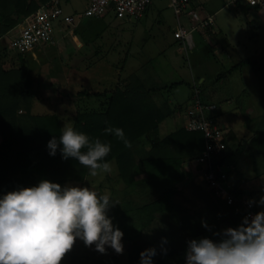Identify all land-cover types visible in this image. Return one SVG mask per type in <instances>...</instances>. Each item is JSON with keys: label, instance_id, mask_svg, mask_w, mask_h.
Returning <instances> with one entry per match:
<instances>
[{"label": "rangeland", "instance_id": "1", "mask_svg": "<svg viewBox=\"0 0 264 264\" xmlns=\"http://www.w3.org/2000/svg\"><path fill=\"white\" fill-rule=\"evenodd\" d=\"M195 1L201 5L202 8L198 7L205 14L216 9L219 11L215 13V23L212 26L214 32L211 28L193 31L195 46L186 47L180 37L179 19L170 0H152L141 18L128 17L110 8L90 26L86 25L88 17L83 15L87 0H63L65 12L55 22L56 42L39 45L34 53H30L33 56L22 55L25 56L30 69L32 67L34 70L35 78L34 82L30 81L27 90L24 85L19 91L31 90L34 94L35 104L31 106L32 112L47 114L58 111L64 128L66 125L73 127L76 109L103 108L102 101L106 99L105 96L67 99V95L81 85L103 90L122 79L121 85L124 86V82L137 74L149 88L163 86L158 95L173 108L181 106V120L187 119L189 109L195 105L198 99L196 88H199L200 99L211 101V104L218 106L216 111L221 113L218 123L224 127L229 146H233L238 139L241 143H246L255 130V123L264 121V21L260 20L261 24L258 18L252 19L249 12H246L249 8L247 5L240 7L229 3V0ZM70 15L75 16L74 23L68 21ZM180 19L185 28H191L190 18L186 14H182ZM12 52L16 54L15 51ZM246 57L254 60V63L229 71L235 62L247 59ZM220 73L225 76L217 79ZM14 76V82L17 83L25 77L21 73H15ZM204 76L205 84L202 85L200 81ZM194 82L198 84L197 87ZM173 83L174 86H165ZM12 90L10 89V93ZM111 91L108 94H111ZM224 97L228 99H223ZM30 112L27 105L23 111H19L21 122L28 123ZM166 120H169V127L162 122V135L172 131L176 124L172 116ZM1 139L0 134V142ZM255 160L258 163L257 169L250 152H238L237 167L245 173L246 178L235 173L231 175V181L235 186H244L246 191L260 190L254 196L257 202L264 197V159L257 153ZM111 162H114L111 173L100 172L96 177L87 176L83 182H70L66 185L87 186L98 194H109L114 197L113 201L119 202L116 204L118 210H124L131 206L129 196L135 201L143 198L145 191L150 188V180L146 179L143 171L135 169L136 172L129 180L131 183L121 182L118 179V163L114 160ZM196 165L194 161L185 162V167L191 171L196 169ZM15 172V169H10L7 174L13 176ZM200 174H197L194 183L187 184L178 192L175 199L192 222L205 224L210 219H218L220 213L209 212L208 206L212 204L210 200L213 199L210 195L212 190ZM1 180L6 184V193L15 190L14 181L7 183L6 179ZM136 181L144 182V186L136 188ZM118 214V220L112 217L115 226H120L119 222L123 217L120 212ZM157 219L144 228L142 236L140 231L135 235L129 231L132 239L123 236V254H117L110 247L102 254L95 249V245L87 247L77 238L73 249L61 264H140V259H129L130 253L134 252V247L146 246L150 239L163 236L157 232L158 225L175 231L174 235L168 237L181 240L180 245L184 247L182 235L184 236L185 232L181 231L180 222L164 216H158ZM128 220L132 221L133 218L129 217ZM173 224H176L178 229L177 226L174 228ZM147 248H150V245L145 249ZM186 249L187 246L176 264H183L182 258L186 260Z\"/></svg>", "mask_w": 264, "mask_h": 264}, {"label": "trees", "instance_id": "2", "mask_svg": "<svg viewBox=\"0 0 264 264\" xmlns=\"http://www.w3.org/2000/svg\"><path fill=\"white\" fill-rule=\"evenodd\" d=\"M48 1L0 0V47L3 46L9 49L7 39L10 37L11 31L26 16L35 12ZM241 4L245 3H238L239 6ZM198 5L195 0H191V7ZM126 16L133 17L130 15ZM91 17L97 18L96 16ZM55 41L54 35L53 42ZM18 54L21 55L19 64L14 61L11 66L14 67L16 73H21L25 76L23 79L25 82L27 81V84H24V89L27 90V87H30L31 84L33 69L32 67L30 69L24 62L25 56L22 55L27 54V52H19ZM250 63H254V60L250 58L242 59L240 62H236L229 71L232 72L238 67ZM0 67H2L1 69L4 68L1 63ZM4 75H6L5 71L0 72V78ZM218 75L217 79L225 76L223 73ZM121 82L122 79H119L111 87H106L103 90H95L90 87H84L86 85L83 87L81 85L80 88L73 90L67 95V99L72 100L76 98H92L94 96L106 97L102 101V109L101 107L99 109H76L73 128L87 134L92 141L100 139L102 142L111 145V151L105 159L108 162L114 160L118 163L120 176L118 179L121 182L131 183L129 180L136 172L134 171L135 169L143 171L147 176L146 179L150 180V188L148 187L149 190L145 191L143 198L141 195V198L139 197L140 199L135 201L129 196L128 199L131 206L124 208V210H118L119 207L115 205L111 209L112 213L109 210L108 215L118 220V213H121L123 217L121 222H119L120 226L117 227L123 231L126 237H131L129 231H132L133 235L140 231L139 234L142 236L146 226L158 220V216H164L172 221L177 219L180 222V229L185 232V235H182L185 246H187L189 240L195 239V237H208L218 242L220 236L214 235V233L221 232L227 227H237L245 217V212L236 211L234 206L227 204L212 190L210 195L213 199L210 200L212 204L208 206L209 212L211 214L220 213V217L216 220L210 219V221L205 223L207 225L205 227V224L192 222L183 208L181 209V204L175 199L176 194L182 191L187 184L194 183L197 174L204 170V165L198 163L196 169L192 171L185 167V162H195L197 157L203 153L206 147L204 131L201 129H189L185 126V120H180L178 117L182 114V108L179 111L178 107H171L172 105L168 101H163L158 95L163 86H152L149 88L137 74L132 75L124 82V86L121 85ZM203 84L205 82H202ZM174 85L175 83L165 86L171 87ZM195 85L196 87L198 86V84ZM1 86L0 134L2 139L0 142V174L2 176L0 177V198L6 193V184L1 180L2 178L6 179L7 183L14 181L16 184L15 190L21 187L35 186L43 179L59 183L61 186L70 182H83L89 176V169L80 165L78 160L74 158L62 159L59 150L55 156L49 155L48 141L53 136L58 139L64 130L58 111L47 114L32 112L31 106L35 104H33L35 96L30 91H25L27 94H25V105L31 112L29 114L30 119H27L28 123L21 122L22 117L18 111L22 98L17 97L15 99L11 95L4 94L1 92ZM196 89L200 99V90L199 88ZM110 90H112L111 94H108ZM22 93L20 92V96ZM38 97H41V95H38ZM38 97L37 100H39ZM223 99L227 100L228 97ZM200 100L204 104H211V101ZM216 109L207 111L214 123H218L221 114ZM170 116H177L179 124L174 130L162 135L161 124ZM255 125V130L248 137L246 143H241L240 139H238V142H235L237 146L235 144L229 146L226 142V148L220 153L213 155L215 165H220L230 179L231 175L235 173L246 178L245 173L237 167L238 152L242 150L250 152L255 161L256 169L258 167V163L255 160L256 154H260L264 159V121H258ZM107 127L123 129L126 138L131 142V147H125L124 143L113 134H105L104 130ZM82 151H86V149ZM10 169H15L16 174L13 176L8 175L7 172ZM142 183L136 181L134 186L139 188V186H144ZM232 191L237 195L247 194L254 198L256 192L260 190L246 191L244 186L234 185ZM152 195L155 197L150 198L149 196ZM110 198L114 200V197L110 196ZM129 217L130 219L133 218V220H128ZM173 226L175 228L177 225L173 224ZM168 229L170 228L158 225L157 232L163 236H157L154 240L150 239L146 246L138 245L134 247V252L130 253L129 259L131 261L140 259V253L150 245V247H155L158 252L153 257L154 264H176L179 261L178 257L185 253V250H183L185 246L182 247L180 245L181 240L169 238L168 236L174 235L175 231ZM165 238L166 243H163ZM162 249L167 250L166 255L162 254ZM181 261L184 264L186 260L182 258Z\"/></svg>", "mask_w": 264, "mask_h": 264}, {"label": "clouds", "instance_id": "3", "mask_svg": "<svg viewBox=\"0 0 264 264\" xmlns=\"http://www.w3.org/2000/svg\"><path fill=\"white\" fill-rule=\"evenodd\" d=\"M248 2L255 5L256 0ZM104 131L131 147L123 129L107 127ZM47 148L49 155L55 156L59 150L62 159L78 160L92 177L113 171L114 162L105 159L111 145L100 139L92 141L70 125L58 139L53 136ZM252 203L264 206V197L249 201L250 206ZM116 204L119 202L109 194H98L87 186H61L47 179L5 193L0 198V264H61L77 238L87 247L95 245L102 254L107 247L123 254L124 233L108 215ZM214 235L220 236L218 242L208 237L187 242L186 264H264V210ZM166 253L162 249V254ZM157 254L155 247L143 250L140 264H154Z\"/></svg>", "mask_w": 264, "mask_h": 264}, {"label": "built area", "instance_id": "4", "mask_svg": "<svg viewBox=\"0 0 264 264\" xmlns=\"http://www.w3.org/2000/svg\"><path fill=\"white\" fill-rule=\"evenodd\" d=\"M63 0H49L46 4L39 7L35 12L26 16L23 21L15 27L8 39V47L18 52L33 51L38 45L54 41L55 22L59 20L65 12ZM152 0H89L84 10V16H103L110 8H113L119 14L141 17L144 15L148 5ZM175 13L179 19L180 37L183 38L186 47H193V31L208 29L215 23V13L205 14L198 6L191 7V0H170ZM244 2L252 5L248 0H229V3L238 5ZM263 6L264 0H256L253 6ZM239 6V5H238ZM186 14L191 21V28L187 29L181 22L180 16ZM74 15L68 16V21L74 23ZM217 105L204 104L199 98L195 105L189 109V115L185 120V126L189 129H201L204 131L206 147L200 154L196 163L204 165V170L200 176L203 181L218 194L227 204L235 207L236 211L245 212V216L255 214L264 210L255 201L253 197L247 194L237 195L233 193L234 185L228 177L226 171L220 165H215L213 155L220 153L226 148V136L224 127L219 123H214L207 111L214 110Z\"/></svg>", "mask_w": 264, "mask_h": 264}, {"label": "crops", "instance_id": "5", "mask_svg": "<svg viewBox=\"0 0 264 264\" xmlns=\"http://www.w3.org/2000/svg\"><path fill=\"white\" fill-rule=\"evenodd\" d=\"M88 2H89V0H87V3H86V5H85V8L87 7V5H88ZM202 3V2H201ZM200 8H202L201 7V5H198ZM243 6H246V4H241V6L240 7H243ZM249 8H248V10L246 11V12H249V14H250V17L252 18V19H255V18H258L259 19V21L260 20H263L264 21V5L263 6H249V5H247ZM85 10V9H84ZM219 10H215V11H213V12H211V13H216V12H218ZM83 14H84V12H83ZM105 15V14H104ZM100 17H103V16H99V17H97V18H90V17H88L87 19H86V25H88V26H90L95 20H97L98 18H100ZM261 22V21H260ZM261 24H262V22H261ZM17 27V26H16ZM211 29H212V27H211ZM14 30H15V28H14ZM13 31V30H12ZM12 31H11V33H12ZM70 32H71V30H69ZM212 31L214 32V30L212 29ZM98 34H100V33H98ZM8 39H9V37H8ZM7 39V40H8ZM55 40H56V38H55ZM2 42H3V40H2ZM56 42V41H55ZM55 42H49V43H43V44H54ZM39 46V45H38ZM37 46V47H38ZM195 46V40H194V45H193V47ZM3 47V46H2ZM2 47H0V63L4 66V68L3 69H1L2 67H0V72H6V75H4L3 77H1L0 78V85H2L1 86V88H2V90H1V92H3L4 94H6V95H11V97H14L15 99L17 98V97H20V98H22V100H21V103H20V106H19V111H23V109L25 108V104H26V102H25V100H26V92L25 91H23V93L21 94V96H20V89H21V87L22 86H24V84L26 83L27 84V81L25 82V80L24 79H22V80H19L18 81V83L17 82H14L15 80H16V77L14 76V74L16 73L15 72V70H14V67H12L11 66V63L12 62H17L18 64H19V60H21V58H20V56L21 55H19L18 53V51H15L16 52V54L14 53V52H12V51H14V50H11V49H8V48H2ZM36 47V48H37ZM35 48V49H36ZM35 49L33 50V51H30V52H27V54H30L31 52H33L34 53V51H35ZM30 55H32V54H30ZM33 56V55H32ZM246 58H248V57H246ZM24 62L26 63V60H24ZM236 63V62H235ZM27 64V63H26ZM28 65V64H27ZM29 66V65H28ZM30 67V66H29ZM106 74V73H105ZM107 76V75H106ZM34 78H35V74H34V70H32V81L34 82ZM200 79V78H199ZM205 79H206V76H204L203 78H202V81H200V82H204L205 81ZM195 83V82H194ZM18 87H20L19 89H18ZM17 88V89H16ZM10 89H13L12 91H11V93H10ZM30 93H32V91L30 90ZM26 94V95H25ZM12 95H14V96H12ZM32 95H33V93H32ZM176 107V106H175ZM180 109H181V107L179 108V111H180ZM18 111V112H19ZM173 117V120H175V122H176V124H175V126L174 127H172V130H174L175 129V127L179 124V119L178 118H176L177 116H172ZM179 118H181V115L180 116H178ZM170 120V119H169ZM169 120H165L163 123H165L168 127H169V125H168V123H169ZM181 120V119H180ZM174 122V123H175ZM174 125V124H173ZM172 125V126H173ZM258 204V203H257ZM259 205V204H258ZM259 206H261V205H259Z\"/></svg>", "mask_w": 264, "mask_h": 264}]
</instances>
